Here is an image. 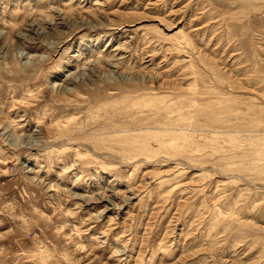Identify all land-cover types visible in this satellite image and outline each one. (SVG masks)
I'll return each mask as SVG.
<instances>
[{
    "label": "rangeland",
    "instance_id": "obj_1",
    "mask_svg": "<svg viewBox=\"0 0 264 264\" xmlns=\"http://www.w3.org/2000/svg\"><path fill=\"white\" fill-rule=\"evenodd\" d=\"M0 264H264V0H0Z\"/></svg>",
    "mask_w": 264,
    "mask_h": 264
}]
</instances>
